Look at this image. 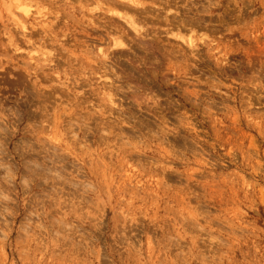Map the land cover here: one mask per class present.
<instances>
[{"label": "rangeland", "instance_id": "obj_1", "mask_svg": "<svg viewBox=\"0 0 264 264\" xmlns=\"http://www.w3.org/2000/svg\"><path fill=\"white\" fill-rule=\"evenodd\" d=\"M21 1L0 0V264H264V0H146L200 24L119 47L91 4Z\"/></svg>", "mask_w": 264, "mask_h": 264}, {"label": "bare ground", "instance_id": "obj_2", "mask_svg": "<svg viewBox=\"0 0 264 264\" xmlns=\"http://www.w3.org/2000/svg\"><path fill=\"white\" fill-rule=\"evenodd\" d=\"M16 5H22L23 2L21 0H14ZM152 4L158 3L156 0H147ZM61 2L66 3V0H54L53 3H57L56 5H59ZM79 4H81V9L83 12L86 11V7L91 4V7H88L89 10H100L104 11V16L107 20H109V26H112L113 29L116 30L117 34L110 36L105 43H112L114 46H124L126 43H148L149 40H161V37L156 31H152L149 27L150 25H154V29L161 31L162 34L165 36H179L182 37L180 34L181 29L185 28L190 31L194 30V27L199 26L200 22L193 21L189 18L179 16L178 14L174 13L171 14L168 13L170 7V4H161V10L158 14L154 15H145L138 13L139 10H142L144 8V4L146 0H77ZM168 1H165L167 3ZM24 5V4H23ZM110 12V13H108ZM93 15V14H92ZM99 15V14H98ZM96 15V17L98 16ZM116 16V17H115ZM117 18V19H116ZM116 21L117 25L113 23L112 21ZM122 20L123 23L120 21ZM88 23L87 25H90V29H96L95 23L93 19H87ZM120 20V21H119ZM21 22V21H20ZM23 28L26 29V24H22ZM127 26V27H126ZM175 30V31H173ZM81 32H83L85 35H90L89 31L86 30V28H81ZM129 32H132V34L129 36ZM136 38H140L139 41H135ZM102 39V38H99ZM165 39H168L165 37ZM187 43H191L190 37L188 39H185ZM54 44V43H52ZM111 45V44H110ZM60 46L62 49L64 48V44L60 43ZM61 53V50H56V48L50 51L44 52V58H48L51 61H53L52 57L56 58ZM105 55V53H104ZM52 56V57H51ZM104 78H107L106 72H103L102 75ZM99 76V77H100ZM25 81H28L29 83H25ZM16 83L23 84V87H28L26 93V100L29 105H33L34 108L38 111L35 112L34 109H29L28 113L29 116H44L43 111H45L44 103L46 100L51 101L50 96L53 95L52 92H48L43 90L39 87V82H35L33 79H30V81L24 77L19 76L15 80ZM99 88L101 89L100 93L103 94V96L100 98L101 100L108 101L111 104H115L116 100L113 97L114 92L113 89H117L120 85L113 84L115 83L114 80L111 81V84L108 83L105 84L104 81H100ZM34 89V90H33ZM98 93V91H97ZM35 97V98H31ZM40 110V111H39ZM26 133V132H25ZM27 134V133H26ZM33 135V134H31ZM36 138V137H35ZM40 138L38 137V140ZM46 140L44 139V142ZM47 142V141H46ZM45 143L41 145L42 149H39V152L45 151L43 150ZM45 157V156H44Z\"/></svg>", "mask_w": 264, "mask_h": 264}]
</instances>
